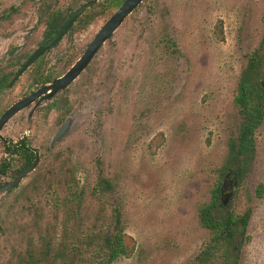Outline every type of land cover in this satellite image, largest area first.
<instances>
[{"label": "rangeland", "instance_id": "obj_1", "mask_svg": "<svg viewBox=\"0 0 264 264\" xmlns=\"http://www.w3.org/2000/svg\"><path fill=\"white\" fill-rule=\"evenodd\" d=\"M107 16H98L95 28ZM39 38V32L32 35L33 42ZM259 46H264V0H144L91 67L47 101L32 123L23 110L4 127L3 135L13 142L29 138L41 162L17 189L0 193V264H31V252L38 257L34 264H61L41 259V250L46 238L56 245L61 241L67 215L62 200L71 183L83 196L70 240L77 241L74 233L87 237L79 244L77 264L103 256L95 232L113 231L112 206L120 209L123 229L136 241L133 255L113 264H197L211 235L201 223L200 207L211 201L219 181L239 123L238 80L247 55ZM56 52L33 69L59 68L53 64ZM27 76L6 93L0 109L34 87ZM63 99L78 118L50 149L62 117L50 110ZM9 157L0 143V164ZM21 163L22 156H12L11 169L2 176H12ZM102 176L113 185L105 196L93 191ZM260 183L264 121L256 133L252 170L235 191L226 189L233 192L229 210L250 212L240 264H264Z\"/></svg>", "mask_w": 264, "mask_h": 264}, {"label": "trees", "instance_id": "obj_2", "mask_svg": "<svg viewBox=\"0 0 264 264\" xmlns=\"http://www.w3.org/2000/svg\"><path fill=\"white\" fill-rule=\"evenodd\" d=\"M167 41L172 46L176 45L172 38H168ZM234 102L239 116L237 131L229 139L228 155L221 167L220 178L213 189L211 201L200 207L201 223L211 235L196 257L197 264H240L250 212L238 214L224 206L223 197L227 189V184L224 185V175L231 170L241 183L253 168L256 155V133L264 121V46L255 48L247 55V63L238 80ZM32 157V153L24 152V158L29 160ZM77 188L78 186L75 187L71 183L67 195L62 200L67 215L63 222L64 233L61 241L56 245L52 238H46L43 241L41 259L53 258L61 264H77V257L80 256L79 244L81 239L87 238L83 234L74 233L77 241L70 240L72 235L69 230L71 226L77 224L82 206L83 190ZM112 188V182L102 176L93 191L105 196L103 194ZM230 189H233V185ZM257 195L263 197V183L257 186ZM110 217L113 231L95 232V236L101 242L97 252L103 256L101 259L94 256L92 260L94 262L91 264H113L120 257H130L135 252L136 241L131 235L125 233L120 209L112 206ZM29 256L31 264L38 259L32 252Z\"/></svg>", "mask_w": 264, "mask_h": 264}, {"label": "flooded vegetation", "instance_id": "obj_3", "mask_svg": "<svg viewBox=\"0 0 264 264\" xmlns=\"http://www.w3.org/2000/svg\"><path fill=\"white\" fill-rule=\"evenodd\" d=\"M10 1V4L7 5L3 3V0H0V103L2 104L3 98L4 96H6V93L12 90L16 86V84L19 83L21 80L25 79L27 74H29V76H27L28 86L32 84L34 85V87L25 90L22 95L10 101L5 108L0 109V116L18 100H21L31 95L41 87L51 84L56 78H59L64 73H66L86 52L93 39L96 37L97 33L100 31L103 25L112 17V15L116 12V10L119 8V6L124 0L114 1V5H112V0H72L66 4H62L61 2H57L56 0ZM87 4L92 5H90L84 11L78 14L71 27L62 35L59 41L56 42L53 46H51L48 50L44 51L20 76L17 77V79H15L25 62L28 60V58L37 49H39L49 40L54 38L65 25V23L68 21V19L73 15V13H75L77 10L81 9ZM111 6H115V10L113 13L111 12ZM107 13L108 19L104 18V21H102L101 24L97 28H95V22L97 17ZM37 32L40 33V38L37 42H33L32 35ZM21 33L25 34L21 36ZM15 34L17 35L15 36ZM111 37H109L103 43V45H101V47L98 49V51L88 63V65L74 81H76L83 74L84 71L91 67L95 56ZM56 48L57 52L53 64H57L59 68L55 67L57 69L51 70V72H49L46 71L43 68V64H41L39 68L36 67V69H33L37 62H39L48 53L55 50ZM31 69L33 70L32 73ZM72 83L57 92L50 99L42 100L39 102L40 98L46 94L44 93L32 104L23 109L27 110V121L29 123H32L34 121V118H36L38 114L43 111V107L45 105H48L47 101L53 100L56 95L64 92ZM53 110H59L60 115L62 116L54 133L55 135L61 124L65 121V119L74 114L75 108L71 107V104L68 102V99H63L57 104V106H55V108L50 110V112ZM15 116H13L12 118H14ZM67 134L65 136H67ZM53 136L50 140V149H53L55 144L62 140L60 139L57 143L52 145L51 143ZM0 143L3 144L6 155L10 156L9 158H2L1 160L0 185L12 180L15 177L16 172L24 169L29 164H31L37 155L40 156L41 162V152H39L38 149L32 146L29 141V138H26L25 136H21L15 142L10 140L8 137L4 136V139H0ZM25 151L32 153L33 157L29 160L24 158ZM14 155L18 157L22 156L21 166L16 171H14L12 176L5 179L2 174H5L7 170L11 169L12 156ZM225 175L224 185L227 184V188L229 185H233L234 188V181L236 177L235 173L232 171L230 175H227L226 177ZM230 190L233 191V189ZM232 191L227 192V190H225L224 192L225 196L223 197V204L226 207L228 206V202H230L231 200L230 197L233 195Z\"/></svg>", "mask_w": 264, "mask_h": 264}, {"label": "water", "instance_id": "obj_4", "mask_svg": "<svg viewBox=\"0 0 264 264\" xmlns=\"http://www.w3.org/2000/svg\"><path fill=\"white\" fill-rule=\"evenodd\" d=\"M143 0H124L116 12L112 15V17L103 25L100 31L97 33L96 37L93 39L92 43L86 50V52L80 57V59L62 76L56 78L51 84L39 88L37 91L32 93L31 95L18 100L14 104H12L1 116H0V139H4L2 135V129L8 123V121L19 113L21 110L28 107L32 104L36 99L42 96L39 100H46L53 97L57 92L67 87L70 83H72L85 69L91 59L94 57L98 49L103 45V43L113 35V33L118 29V27L122 24L125 18L132 13V11L142 2ZM94 3V2H93ZM92 3V4H93ZM92 4H87L83 6L81 9L77 10L73 15L68 19L62 29L58 32V34L45 43L42 47L37 49L25 62L19 73L17 74L16 78L20 76L44 51L48 50L51 46H53L62 35L71 27L73 22L75 21L76 17L79 13L84 11L87 7ZM35 109V108H34ZM33 109V110H34ZM33 113V112H32ZM78 116L71 115L61 124L59 129L57 130L56 134L53 136L52 145L57 143L60 139L65 137V135L72 129L73 124L77 120ZM40 162V156L37 155L36 158L33 160L31 164L25 167L22 170L16 172L15 177L0 185V193H5L11 190L16 189L21 181L31 172H33ZM232 171H229L227 175H230ZM238 185V177H235L234 181V188L233 191L237 188Z\"/></svg>", "mask_w": 264, "mask_h": 264}]
</instances>
